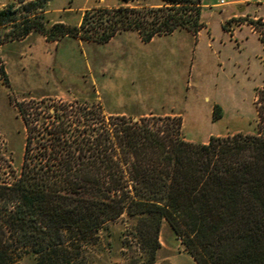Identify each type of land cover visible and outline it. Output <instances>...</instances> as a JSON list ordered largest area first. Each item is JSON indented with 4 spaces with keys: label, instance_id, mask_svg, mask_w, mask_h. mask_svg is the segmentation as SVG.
I'll list each match as a JSON object with an SVG mask.
<instances>
[{
    "label": "trees",
    "instance_id": "trees-1",
    "mask_svg": "<svg viewBox=\"0 0 264 264\" xmlns=\"http://www.w3.org/2000/svg\"><path fill=\"white\" fill-rule=\"evenodd\" d=\"M129 1L87 8L77 24L1 9L0 26H14L0 45L33 30L50 41L99 43L135 30L149 42L204 26L201 0ZM243 20L264 45V17ZM0 73L7 78L2 66ZM257 94L255 131L207 142L185 139L177 115L135 120L63 102L40 120L19 104L26 136L19 173L0 183V264H18L26 252L37 264H86L85 241L124 212L152 217L149 256L140 264H155L163 218L198 264H264V87ZM214 114L222 115L220 105Z\"/></svg>",
    "mask_w": 264,
    "mask_h": 264
},
{
    "label": "rangeland",
    "instance_id": "rangeland-1",
    "mask_svg": "<svg viewBox=\"0 0 264 264\" xmlns=\"http://www.w3.org/2000/svg\"><path fill=\"white\" fill-rule=\"evenodd\" d=\"M206 1L212 6L216 0ZM218 1L214 12L204 10V26L192 35L176 31L144 42L137 31L123 30L99 43L72 36L50 41L33 30L27 39L2 43L0 67L7 78L0 73V183L12 181L23 160L26 130L19 104L27 108L31 119L38 116L40 120L63 102L100 105L107 115L130 118L177 115L184 138L195 142H207L212 135L255 131L257 93L264 87V48L254 27L243 18L264 14V0ZM164 2L131 0L128 4ZM120 3L1 0L0 10L11 9L19 19L42 14L49 25L57 21L77 24L87 8ZM232 11L238 15L230 16ZM12 26L1 25L0 38ZM216 104L222 108L220 117L214 114ZM151 221V216L127 212L109 221L85 241L86 264L145 262L153 240ZM172 235L180 239L163 218L156 261L169 253L162 241ZM18 264H37V257L33 252L23 253Z\"/></svg>",
    "mask_w": 264,
    "mask_h": 264
},
{
    "label": "crops",
    "instance_id": "crops-1",
    "mask_svg": "<svg viewBox=\"0 0 264 264\" xmlns=\"http://www.w3.org/2000/svg\"><path fill=\"white\" fill-rule=\"evenodd\" d=\"M230 3L231 4H235V3H239V1L232 0V1H230ZM210 4L211 3H208L206 0H201L202 20L203 21H205L204 18H203L204 17L203 16V14H204L203 12H204L205 9L209 8L210 10H212V12H214L215 9L217 7H219V1L218 0H216L214 3H212V6H210ZM236 15H238V13H235L234 11H232L230 16H236ZM254 16H263L264 17V14L259 13L258 15H254ZM183 30L187 31L189 34L192 35L191 31H189L187 29H178L176 31H183ZM176 31H174V32H176ZM31 35H33V32L30 33L29 36H31ZM29 36H27L26 39ZM257 38L260 41L261 48H264V45L261 42L258 34H257ZM139 39H140V37H139ZM236 132H238V131H236ZM231 133H234V132H231ZM162 244H163L162 248H165V249L169 250V253L167 255H165L164 257H160L156 261L155 264H198L197 261L194 259V257L185 249V247L181 243V240L180 239L177 240L174 235L169 237L166 241H162Z\"/></svg>",
    "mask_w": 264,
    "mask_h": 264
},
{
    "label": "built area",
    "instance_id": "built-area-1",
    "mask_svg": "<svg viewBox=\"0 0 264 264\" xmlns=\"http://www.w3.org/2000/svg\"><path fill=\"white\" fill-rule=\"evenodd\" d=\"M222 2H224V0H222Z\"/></svg>",
    "mask_w": 264,
    "mask_h": 264
},
{
    "label": "water",
    "instance_id": "water-1",
    "mask_svg": "<svg viewBox=\"0 0 264 264\" xmlns=\"http://www.w3.org/2000/svg\"><path fill=\"white\" fill-rule=\"evenodd\" d=\"M135 120L137 119V118H134Z\"/></svg>",
    "mask_w": 264,
    "mask_h": 264
}]
</instances>
